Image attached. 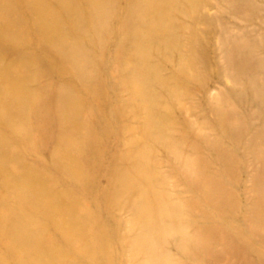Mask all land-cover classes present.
<instances>
[{"label":"bare ground","instance_id":"obj_1","mask_svg":"<svg viewBox=\"0 0 264 264\" xmlns=\"http://www.w3.org/2000/svg\"><path fill=\"white\" fill-rule=\"evenodd\" d=\"M135 1L133 6L140 16L136 10L111 13L110 7L114 0H27V5L23 4L28 11H42L36 21L40 37L34 40L28 35L26 42L42 52L44 59L38 55L32 60L39 65H45L46 62L51 69H48L51 76L64 73L67 65L58 67L56 64L65 63L63 58L69 60L75 68L72 75L85 84V96L78 92V96L75 95L77 85L68 83L41 98L37 87L28 88L29 81L22 78L21 72H11L21 52L18 34H15V41L0 44L5 51L13 52L12 60L4 62L6 66L0 63V264H119L122 259L115 255L119 244L122 250L129 252L127 258L132 264H175L164 242L174 238L178 239L177 247L184 252L206 250L204 236L189 246L187 240L194 235L183 226L176 227L178 223L170 225L164 220L181 209H185L184 213L202 214L205 206L199 199L192 197L162 202L161 193L153 185L158 178L165 180L166 175H157L152 170V151L147 146L149 137H155L164 144L181 162L184 167L183 179L189 187L201 192L208 200L207 206L219 209L227 202L230 209L234 207L231 186L221 183L219 177L211 172V165L209 167L205 160L200 143L188 147L194 155L186 157L180 153L179 145L187 147L185 143H190L188 137L185 136L179 142L167 140L166 129L161 123H173L171 116L175 105H169L166 101L172 100L176 105L180 102L182 90L176 80L193 78L194 71L179 68L173 75H168L154 58V52L165 55L166 48L170 47L179 52L184 49L195 51L197 55L204 53L200 47H192V41L188 38L194 31L182 33L181 24L171 10L177 8L184 16H188V13L180 0ZM10 7L13 9L10 18L0 13V31L12 32L18 15L15 0H0V8ZM128 15V19L125 18ZM114 31L120 36L116 56L126 52L131 59L117 66L122 70L131 69L132 100L138 98L139 101L132 103L130 108H141L145 111V118L139 129L140 134L129 140V147H134L122 154H113L109 161L105 160L110 167L119 160L124 162L120 166L116 165V168H120L110 169L109 177L106 178L111 188L105 189L100 188L99 171L103 161L98 156L90 159L89 155L94 156L96 152L94 136L101 133L97 125L104 133L113 136L107 132L108 122L123 116L114 113L108 118L103 114V107L109 99L108 95L102 93L106 87L102 67L107 64L96 59V54L103 55L109 49L110 34ZM226 57L231 62L238 56L229 48ZM248 60L244 58V64ZM0 62L3 60L0 59ZM125 83L128 84L129 80H125ZM155 85L163 86L165 91L171 93V98L154 103L153 99L161 97ZM71 91L75 103L69 108L73 111L62 122L57 117V109L72 105L67 97ZM92 92L95 97L89 98ZM44 103L52 104V116L39 115ZM93 104L97 105V110L91 112L89 105ZM159 106L167 108L166 115L154 111ZM82 111L85 121L81 119ZM20 116H25L26 121ZM57 119L55 139L59 146L64 145V149L52 153L57 166L47 168L39 161L35 162V166L28 164L18 153L19 147L23 142H33L36 136L47 144L49 127ZM82 121L86 123L82 125ZM76 128L85 134V138L79 151L73 152L66 150L65 144L68 134ZM84 128H90L91 131L85 133ZM222 128L225 134L236 136L235 127L223 124ZM198 138L204 143L209 142L208 148L225 164L224 173L234 180L237 170L233 153L220 146L215 137L199 135ZM135 144L139 147L135 148ZM32 148L35 152L40 151L38 145ZM203 162L205 167H200ZM57 174L69 178L59 183L55 179L53 183V177ZM67 179L71 182H67ZM118 193L122 195L117 197ZM122 202L133 210L131 226L124 233L117 227L119 219L108 210H105L108 222L102 223L103 208L111 203L117 205ZM262 204L263 208L254 213L264 220V200ZM173 227L176 228L173 230ZM128 235H132L133 239ZM123 245L127 247L124 249ZM140 255L144 261L135 262Z\"/></svg>","mask_w":264,"mask_h":264},{"label":"rangeland","instance_id":"obj_2","mask_svg":"<svg viewBox=\"0 0 264 264\" xmlns=\"http://www.w3.org/2000/svg\"><path fill=\"white\" fill-rule=\"evenodd\" d=\"M180 1L188 16L179 13L177 8H173L171 13L180 22L182 33L187 30L194 31L188 40L192 41L193 48L198 46L204 53L197 55L195 51L184 49L179 52L170 47L166 48L165 55L154 52V58L168 75H173L179 68L183 71L187 69L194 71L193 78L176 80L179 89L182 90L180 102L176 105L172 100L166 101L169 105H175V111L172 110L171 116L173 123L167 121H161V123L166 129L167 140L179 142L185 136L188 137L190 143H185L187 147L179 145L180 153L186 157L190 158L194 155L192 149L188 147L200 143L205 160L209 163V167L211 165V172L219 177L221 183L231 186L233 198L231 201L234 207L230 209V204L227 202H224L220 210L207 206L208 200L201 192L189 187L188 182L183 179L184 167L181 162L169 152L164 144L158 142L155 137H149L147 146L152 151V170L157 175H166L165 180L158 178L153 185L154 189L161 193L162 202L178 198L186 200L192 197L199 199L205 206V212L202 214L184 213L185 209H181L175 211L174 215L165 217L164 220L170 225L178 223L176 227L183 226L194 235L192 239L187 240L189 246L204 236L207 244L206 250L184 252L177 247L178 239L176 238L166 239L165 246L171 251L170 254L175 264H264V220L254 213L263 208L264 200V0H186L184 3L183 0ZM19 2L22 5H18ZM27 3V0H15L18 15L16 22L13 23V31H0V44L15 41V34L19 36L21 52L17 55L18 60L14 61L16 64L11 68V72L14 74L17 71L21 72L22 78L29 81L28 88L37 87L41 98L47 97L48 93L68 83L77 85L75 95L78 96V92L85 96V84L77 81L72 75L75 68L69 60L63 58L65 63L58 62L56 66L67 65V68H64L65 71L61 75L54 74L53 76L50 75L48 70L50 68L46 62H44L45 65H39L32 60L38 55L44 59L42 52L26 42L28 35L34 40L40 37L36 21L42 15V11L26 10L23 4L27 5ZM135 3V0L132 2L114 0L110 11L113 14L125 10L133 11L136 10L133 6ZM6 9L0 8V13L5 18H10L13 15V9L11 7ZM21 10H23L22 13ZM136 13L140 16L137 10ZM129 15L124 17L128 19ZM110 35L109 49L103 55L96 54L97 61L107 64L102 67V77L106 82L102 93L108 95L109 99L107 105L103 107V114L108 118L114 113L123 116L109 120L107 132L112 133L113 136L104 133V130L97 125L101 133L94 136L96 152L94 156L89 155L90 159L98 156L103 161V167L99 171L101 174L100 188L105 189L111 188L106 178V176L109 177L110 169L120 168H116V165L120 166L124 163L119 160L115 166L110 167L105 160L109 161L113 154H122L134 147H129V140L140 134L139 129L145 118L144 110L141 108L131 110L130 108L132 103L136 104L139 101L138 98L132 100V79L129 75L131 69L122 70L117 67L131 60L130 56L126 52H121L119 56H116L120 36L116 31ZM229 48L234 50L238 56L236 59H231V62L226 57V51ZM12 54L13 52L5 51L0 46V59L3 60L0 62L1 65L6 66L4 62L12 60ZM244 58H249L247 64H244ZM124 78L129 80L128 84L125 80L123 84ZM155 86L160 90L161 97L153 99L154 103L171 98V93L165 91L163 86ZM90 96L95 97L94 92L89 95V98ZM67 97L72 105H63L57 109V117L62 122L64 118L71 115L73 109L69 107L75 103L73 91L67 93ZM24 109L28 111L27 107ZM89 109L91 112L97 110V105H89ZM154 111L162 115L167 114V108L162 106L156 107ZM39 115L52 116V104L44 103L39 109ZM19 118L26 121L25 116ZM58 119L49 127L50 138L47 144L43 143V140L39 141L37 136L33 142L21 144L18 153L28 161V164L35 166V162L39 161L47 168L57 166L52 153L60 148L64 149V145L59 146L55 139ZM81 119L85 121L84 112ZM84 121L82 125L86 123ZM223 124L235 127L236 136L225 134ZM84 131L86 133L91 130L84 128ZM84 135L82 131H78V128L74 129L71 134H68L66 150L78 152L85 138ZM199 135H205L207 138L215 137L219 140L220 146H224L230 154L233 153L237 170L234 180L224 173L225 164L217 159L214 151L208 148L209 142L207 144L200 141ZM102 143L104 145H101ZM34 145H38L40 151H33ZM138 147L135 144V148ZM199 166L205 167V162ZM66 178L69 177L57 174L53 177V183L55 179L59 183ZM66 181L71 182L70 179ZM120 195L122 194L118 193L117 197ZM105 210L110 211L119 219L117 227L122 233L130 228L132 207L123 202L117 205L108 204L103 208V224L108 222ZM128 237L133 239L132 235ZM126 247L123 245L124 249ZM128 254L129 252L122 250L119 244L115 254L122 259L119 264H132L127 258ZM141 261H144L142 255L135 260V262Z\"/></svg>","mask_w":264,"mask_h":264}]
</instances>
